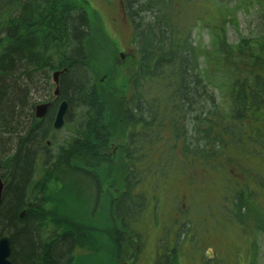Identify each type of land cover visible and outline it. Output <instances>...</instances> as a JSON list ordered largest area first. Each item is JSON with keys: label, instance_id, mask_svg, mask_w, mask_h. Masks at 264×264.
Wrapping results in <instances>:
<instances>
[{"label": "trees", "instance_id": "1", "mask_svg": "<svg viewBox=\"0 0 264 264\" xmlns=\"http://www.w3.org/2000/svg\"><path fill=\"white\" fill-rule=\"evenodd\" d=\"M132 1L135 47L122 58L88 0H0V141L7 143L0 146V176L11 175L0 205V234H11L14 264L20 249L23 264H59L74 250L76 264H122L130 250L138 260L143 216L158 224L166 196L183 204L171 190L185 186L180 180L186 178L193 200L196 193L209 197L217 190L230 222L264 232L258 201L264 189V3L261 33L234 43L227 39L233 16L211 0H194L192 12L188 0ZM46 13L55 22L45 20ZM202 20L218 30L210 47L192 38ZM63 67L68 70L59 98L68 100V114L77 107L83 120L58 148L55 165L65 177L45 200L44 181L37 180L39 193L27 186L39 165L38 149L49 150L43 143L51 114L37 123L30 96L45 78L51 85L48 69ZM31 118L37 124L27 134ZM88 178L99 192L81 193L75 184ZM33 198L42 202L37 213L48 218L39 226ZM87 200L93 201L90 210ZM45 202L76 216L53 219ZM25 206L29 211L20 218ZM121 212L129 213L122 220L134 236L102 245L105 228ZM43 228L53 236L41 237ZM77 238L83 242L75 247ZM179 243L177 237L154 264H179ZM252 251L249 260L256 264V243Z\"/></svg>", "mask_w": 264, "mask_h": 264}, {"label": "rangeland", "instance_id": "2", "mask_svg": "<svg viewBox=\"0 0 264 264\" xmlns=\"http://www.w3.org/2000/svg\"><path fill=\"white\" fill-rule=\"evenodd\" d=\"M88 1L96 11L95 18L98 22V26L104 23L105 27L103 28L109 33V35L118 39L117 43L121 52H131L135 47L133 42V25L129 23L124 27L117 28L111 23L109 17L110 11L107 8L108 4L106 0ZM188 1L189 6H191L189 12H192V8L196 7L193 3L194 0ZM212 1L217 6V9L221 11H229L233 16V20L229 22L227 26V39L229 42L235 43L239 41L242 36L254 37L256 34L258 35L261 33L263 26L262 4L264 1L261 3L258 0H211V2ZM216 31H218L216 28L212 29L211 27H208L206 21L202 20L196 24L193 30V41L198 45L210 47ZM221 38L223 37L221 36ZM201 64L203 68L207 67L204 56L201 57ZM101 80L102 82H105V76L101 77ZM215 91L218 95V99L222 100L223 94L220 89H216ZM30 97L40 103L45 99L52 100L54 96L53 91L51 92L48 87L46 89L41 86L34 94L31 93ZM71 112L73 114L72 117L74 119L77 118V110L72 109ZM73 133L74 126H72L70 122L66 123L65 127L58 131L60 138L58 137L56 140L57 143L53 144L52 152H54V148L64 144V140ZM180 181L182 185L185 186L178 189L174 188L171 191L172 193L176 191L185 198L188 210L180 207V213L176 212V201L169 199L166 196L162 203L165 207L159 216L158 224L154 217H150L149 214L143 216L141 226L144 228L142 231H144L145 234V237L143 235L144 248H142V255L138 259V264H154L155 259L159 256V253L157 254L156 245L160 247L169 246L172 240L177 237L178 241H180L177 246L179 264H192L193 260L194 264H203L201 258L204 256L207 259V256L212 254V250H214L215 247L219 250L220 255L218 264H250L249 256L251 255L253 248V232L246 231V229L241 227L240 223L234 221L230 222L227 219L223 214L222 209L219 207L218 200L215 198V194L218 193L217 190H214L215 194L209 197H203L200 193H196L197 195L193 200L190 196L191 191L188 190L187 187V185H189L192 188L190 181L187 178ZM113 191L114 189L111 187L110 193H113ZM207 191L208 189H205L204 196L207 195ZM48 197L49 194L48 196L46 194L45 200H47ZM259 197L258 201L264 210V203H262L264 189L259 190ZM203 201H205V203H203ZM91 202V204H93L92 200ZM206 202H209V204L205 205ZM45 204L47 215L53 219H60L63 217L66 221H73L72 218L76 216L72 211L64 214L62 211L63 209L60 206L58 210L59 213L57 214L56 212L58 211L55 212V209L54 207H51L50 202H45ZM87 204L88 210H90L91 204L89 200H87ZM151 209L153 210V206L150 207V210ZM65 212L67 211L65 210ZM185 215L187 216L186 218L189 219L188 222L185 220L180 223ZM106 221L104 223V228L106 227ZM175 223H180V230L179 232L170 234L171 230L175 229ZM67 226H69V224H65L64 229H70V227ZM189 235H193V237L189 238ZM209 235H213V238L209 239ZM203 242L204 244H202ZM171 248H173V246ZM166 249L167 248H163L162 252H165ZM257 249L258 254L255 263L264 264V235H262V233L257 239ZM19 252L20 254L16 255V259L18 264H23L21 254H23L24 251L20 249Z\"/></svg>", "mask_w": 264, "mask_h": 264}, {"label": "bare ground", "instance_id": "3", "mask_svg": "<svg viewBox=\"0 0 264 264\" xmlns=\"http://www.w3.org/2000/svg\"><path fill=\"white\" fill-rule=\"evenodd\" d=\"M139 1H141V0H139ZM106 2L108 4V7L107 8L110 11L109 12L110 13L109 16L110 15H113L114 14V11H113V7L112 6L113 5H117L119 3V0H106ZM123 2L125 4V9L128 12V16H130V12L128 10V7H129L128 5H129V3L131 5H133L134 3H136V1L133 2L132 0H129V2H128L127 0H123ZM73 10H75V9H73ZM49 14L50 13H46V17H44V19L47 20V21H50L52 23L55 22V19L51 21L52 18H49L50 17ZM131 24L134 25V23H131ZM55 25L57 26V23ZM133 34H134V26H133ZM111 38L114 39V41L117 43V40L118 39H115L113 37H111ZM117 45H118V43H117ZM64 69H65V71H67L68 70V67L57 68V69H52V70H51V68L48 69V71H51L50 72V83H51V85L49 86L50 88L49 87L48 88L50 89L51 92L53 91V96L55 95L56 87L58 86L59 89H60V81H61V77H62V74H61L59 84L57 85L56 82L54 81V73L56 71H58V70H64ZM41 86H43V87H45L47 89V79L46 78L43 80L42 83H40V85H39L38 88H40ZM38 88L35 89V91H37ZM35 91H33L32 94H34ZM63 101H67L68 102L67 99H59L58 101H55V97H53L52 100L45 99L44 101L38 103V102H36V100H33V98L31 97V102H34V112H35V117H34L35 119L34 120L37 123L38 122H41L44 118H46L48 114H51L50 117H49V123H50V125H48V134L45 136L44 143H43V145H46V147L47 146L49 147V150L48 151H45V150H42L43 148H39L41 150L40 151L38 149V151H37L38 152L37 159H38L39 165L38 166H35V168H36L35 173L33 174V178L30 180L29 185L27 186V188L30 189L33 192L39 193L40 190L43 189V185L42 184L41 185L40 184L37 185V183H39V182H37V180H39V181H44V187H45L44 193L45 194L53 193V184H54V182H57L58 179H61V178L63 179V177H65V175L62 173V171H60V168H58L55 165V161H57L59 159L57 157L58 154H59L58 153V148L59 147L54 148L55 150H54V152H52V150H53V148H52L53 147V144L57 143L56 140L58 139V137L60 138V136L58 135V131L61 130V129H63L65 127V126L64 127H61V128H55L54 127V121L56 119V115H57L58 109H59V107H60V105H61V103ZM43 103L48 104V107H47L44 115L41 116V117H38L37 114H36L37 113V106L39 104H43ZM52 104H55L56 105V108H54L53 111H51V109H50V106ZM72 109H74V110L76 109L77 110V114L79 115V109L77 107L72 108ZM68 112H69V106H68L67 112H66V114L64 116V124L66 125V123L70 122V124L72 126H74V131H75V126L77 124H80L83 119H81V117H79L78 115H77V118L74 119L72 117L73 116L72 112H70L69 114H68ZM34 120H33V118H31L27 122V128H26L27 134L30 132V130L33 127L35 128V125L34 124H37V123ZM69 137L67 139H69ZM67 139L64 140V142H66ZM4 144H7V143H5V140L3 139L2 141H0V146L1 145H4ZM105 170H107V169H105ZM2 178H3V182L5 183V189H6L7 184L10 182L11 175L10 176L8 175L6 178H4V177H2ZM74 179H75V177H73V181H74ZM77 179H79V178H77ZM88 180L89 181H87V182L85 180L78 181V183H76V184L74 183V184L76 186H78V187L81 188V193H88V192L93 193L95 191H98L99 192V190H98L99 189L98 188V183L95 182L91 178H88ZM5 189H4V192H5ZM31 203L34 206L33 207L34 214H36L37 211L40 209V205H41L42 202L40 201L39 198H36V199L33 198L31 200ZM99 206H100V204H99ZM29 207L30 206H25L20 211V214H19V217L20 218H24L26 216L27 212L29 211ZM129 210H131V209L129 208ZM129 210H128V212H129ZM120 214H121V216H119ZM120 214L118 215L119 216V221H118V217L115 220H113L111 217H109V219L111 218L112 221L110 222V220H109L110 225L105 228L106 230H104L105 234H104V241L101 242L102 245L106 246V244L112 243L113 241H115L117 238H120L121 236H123V237L124 236H127V235H130L131 237L134 236L133 233H132V229L129 228L127 226V223L123 222V220H122L123 218L127 217L129 215V213L128 214L127 213L124 214L123 212H121ZM36 215H37V216H35V222H36V224L34 223V225L35 226H39V225L42 224V218H43V216H42V213H37ZM46 218L47 217L44 216V218H43L44 221L43 222H46L48 220V218H47V220H46ZM32 226H33V224H32ZM7 228H8L7 230H9V227H7ZM171 231H173V230H171ZM39 234L41 235V237H44L45 235L46 236L47 235L53 236V232H51V230H46L44 228H43V230L41 229L39 231ZM4 235H8L11 238V234H10L9 231H6L5 233L0 234V238L2 236H4ZM78 240H80V239L77 238L76 239V242L74 241V246L75 247H77V244L76 243L78 242ZM80 242H83V241L80 240ZM76 255H77V253H75V250H74V252L72 251L71 252L70 259L67 261V260H65V258H62L60 260L59 264H76ZM11 260H12V263L14 264V261H13L12 258H11Z\"/></svg>", "mask_w": 264, "mask_h": 264}, {"label": "water", "instance_id": "4", "mask_svg": "<svg viewBox=\"0 0 264 264\" xmlns=\"http://www.w3.org/2000/svg\"><path fill=\"white\" fill-rule=\"evenodd\" d=\"M65 72L64 70H58L54 73V81L56 82V84H59L60 81V77L61 74H63ZM55 94H59V87H56L55 90ZM69 106V102L67 101H63L58 109L57 115H56V119L54 121V127L55 128H61L64 125V116L67 112ZM48 107V104H39L37 106V116L41 117L44 115L46 109ZM4 189H5V183L3 182V178L0 177V205H1V201L3 198V194H4ZM23 215V214H22ZM11 251H12V247H11V238L8 235H4L0 238V264H13L12 260L10 258L11 255Z\"/></svg>", "mask_w": 264, "mask_h": 264}, {"label": "flooded vegetation", "instance_id": "5", "mask_svg": "<svg viewBox=\"0 0 264 264\" xmlns=\"http://www.w3.org/2000/svg\"><path fill=\"white\" fill-rule=\"evenodd\" d=\"M112 7H113L114 14L109 16L111 19V23L113 25H115L117 28H121V27H124L126 24H129L128 12L125 9V4H124L123 0H119V3L117 5H113ZM102 26L105 27L104 23L102 24ZM54 97H55V101H58L60 99L59 96L54 95ZM184 205H186V204H184ZM181 221H180V223H181ZM178 228H180V226L176 225L175 233L179 230ZM209 238L212 239L213 237L210 235ZM159 252H162L161 248H159ZM129 254L130 255H128V256L126 255V257L123 258V261H124L123 264H130L133 262L135 264H138L136 257H135L132 250L129 251ZM213 254H214V251H213ZM213 254L211 257H214Z\"/></svg>", "mask_w": 264, "mask_h": 264}]
</instances>
